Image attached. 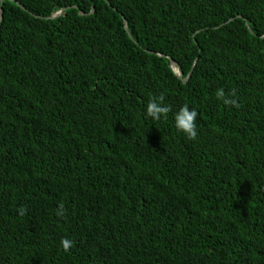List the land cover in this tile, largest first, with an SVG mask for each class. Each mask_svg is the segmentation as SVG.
I'll return each mask as SVG.
<instances>
[{"label":"trees","instance_id":"obj_1","mask_svg":"<svg viewBox=\"0 0 264 264\" xmlns=\"http://www.w3.org/2000/svg\"><path fill=\"white\" fill-rule=\"evenodd\" d=\"M15 1L0 0V264H264V0ZM185 103L196 139L175 127Z\"/></svg>","mask_w":264,"mask_h":264},{"label":"clouds","instance_id":"obj_2","mask_svg":"<svg viewBox=\"0 0 264 264\" xmlns=\"http://www.w3.org/2000/svg\"><path fill=\"white\" fill-rule=\"evenodd\" d=\"M217 99L221 100L225 105H232L239 107L235 93L226 94L223 88L217 89L215 93ZM164 96L153 97L146 105V116L151 117L153 120L159 121L161 119H167V114L171 111L170 106L164 102ZM198 111L194 107H190L187 103L182 105L178 111L173 114V119L177 131L185 134L189 139H196L198 136L197 132V118ZM27 211L26 208L21 207L19 214L23 216ZM64 214L63 204L58 206L57 215L62 216ZM61 246L64 250H69L74 241L71 238L64 237L60 241Z\"/></svg>","mask_w":264,"mask_h":264},{"label":"water","instance_id":"obj_3","mask_svg":"<svg viewBox=\"0 0 264 264\" xmlns=\"http://www.w3.org/2000/svg\"><path fill=\"white\" fill-rule=\"evenodd\" d=\"M3 1V0H1ZM19 7H21L22 9L25 10L24 6H22L20 3H18L17 1L13 0ZM74 8H77V6H73ZM116 10V9H115ZM65 11V9H61L60 11H58L56 14L52 15L51 17L47 18V19H54L56 17H59L60 15H62V13ZM80 15H83L82 12H79ZM1 20H2V9H0V28H1ZM233 19H231L232 21ZM124 23H125V29L126 31L129 33L128 31V27L126 25V20L124 19ZM129 36L132 38L131 34L129 33ZM175 62L171 59V67L173 68V70L175 71V73L177 74L178 78L182 80L183 83H186L189 79V75L186 77H183L182 72L175 70ZM177 69V68H176Z\"/></svg>","mask_w":264,"mask_h":264},{"label":"bare ground","instance_id":"obj_4","mask_svg":"<svg viewBox=\"0 0 264 264\" xmlns=\"http://www.w3.org/2000/svg\"><path fill=\"white\" fill-rule=\"evenodd\" d=\"M177 67H175V70H178V69H176Z\"/></svg>","mask_w":264,"mask_h":264}]
</instances>
